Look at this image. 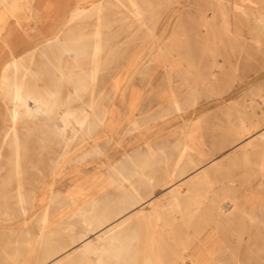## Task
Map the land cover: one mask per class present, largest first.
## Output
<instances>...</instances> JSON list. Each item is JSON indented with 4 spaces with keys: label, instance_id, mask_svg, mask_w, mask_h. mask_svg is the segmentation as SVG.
Listing matches in <instances>:
<instances>
[{
    "label": "rangeland",
    "instance_id": "374dc122",
    "mask_svg": "<svg viewBox=\"0 0 264 264\" xmlns=\"http://www.w3.org/2000/svg\"><path fill=\"white\" fill-rule=\"evenodd\" d=\"M9 1L17 7L14 14L0 19V44L6 37L11 54H7L5 48L1 50L0 70L13 56H22L46 41L56 24L65 23L81 8L90 10L99 0ZM146 1L153 7L145 12L144 25L118 3L104 10V50L102 67L96 78L95 100L97 112L106 114L109 119L106 125L92 129L93 139L82 138L80 134V140L74 141L64 159H60L61 145L57 144L60 136L54 126L59 122L63 105L75 111L89 101L88 95L76 100L72 84L79 72L80 77L91 74L88 54L92 49L97 16L87 12L62 28L60 38L63 42V37L71 38L70 30L83 33L80 45L87 53L83 58L88 62L78 69L64 54L60 59L68 78L59 81L57 72H47L48 78L44 77L52 92L60 91L61 107L49 117L37 116L18 128L21 140L18 160L20 158V171L28 190L26 215L16 206L14 198L17 193L15 145L8 140L0 151V264H38L36 257L41 250H36V239L40 214L52 195L62 200L61 204L57 202L60 215H64L58 216L57 227L61 232L57 236L66 239L68 234L79 233L81 229L77 224L80 216L75 213L76 208L90 212L93 203L117 204L119 194L112 182L117 169L131 175V181L147 197L143 204L127 209L128 212L143 209L158 224L165 218L164 213L159 218V210L170 208L172 189L183 190L184 206L188 205L189 196L203 198L207 195L204 203L201 201L207 206L227 194L221 192L223 182L217 187L211 182L209 185L200 182L192 187L190 181L202 174L199 169L210 170L219 162L220 171L209 172V179L224 180L231 168L225 163L240 149L223 141L226 127L229 124L238 126L242 113L247 123L251 118L264 119V100L260 97L264 94V34H259L258 38L251 20L253 14H264V0ZM0 12H9L1 0ZM78 43L75 37L66 41L74 48ZM47 46H42L33 58L34 71L40 72L38 67L48 61L52 50H57ZM9 75L12 81L14 74L10 71ZM210 77H215L214 83L207 84ZM7 92L8 89H0V145L9 124L6 121L10 107ZM176 100L180 103V111L175 107ZM192 143L198 144L203 155L189 153L194 156L195 165L187 174H181V168L175 169L176 159L184 144ZM172 171L175 177L171 187L162 180ZM136 172L152 178L153 184H142L144 178ZM233 173L238 177L234 194L239 203H261L245 191L259 187L257 178L253 175L242 178L243 169H235ZM242 180L246 182L241 184ZM249 180L252 183L247 182ZM82 184H86L87 190L79 194L78 200L62 199ZM188 189L192 191L187 192ZM175 216L180 220L178 214L169 218ZM116 219L111 218L90 233L87 241L100 239L104 231L118 223Z\"/></svg>",
    "mask_w": 264,
    "mask_h": 264
},
{
    "label": "bare ground",
    "instance_id": "6f19581e",
    "mask_svg": "<svg viewBox=\"0 0 264 264\" xmlns=\"http://www.w3.org/2000/svg\"><path fill=\"white\" fill-rule=\"evenodd\" d=\"M1 2L9 9V12H0V19L15 13L16 3L9 0H1ZM116 3L130 12L141 25L145 24V12L153 7L146 0H99L90 10L81 8L78 13L73 12L65 23L56 24L55 29L47 35L46 41L33 46L22 56H13L0 70V89H8L6 95L9 97L10 103L7 118L5 117L9 124L4 130L0 151L8 140L9 143L12 142L15 145L17 193L14 198L16 206L24 215L28 212L26 207L28 190L22 179L20 158L18 160L21 146L18 128L21 123L34 120L37 116L49 117L61 107V102L58 101L60 91L57 89L52 92L46 86L45 80L48 78L47 72L49 74L57 72L59 81L68 78L64 73L60 59L64 54L75 62L78 69L88 62L87 59H84L85 57L83 58V56H87V53L85 54V49L80 45L83 33L69 31L70 39L75 37L79 42L75 48L66 44V41L70 40L69 38L63 37L64 42L60 38L64 26L77 21L87 12L97 16L96 27L92 35V49L88 54L92 65L91 74L88 77L85 75L80 77V72L78 73V78H75L74 84H72V94L75 99L79 100L88 95L89 101L83 102V105L81 104L80 108L75 111H70L63 108L64 105L62 106L63 111L59 115V122L56 121L58 124L54 126V130L61 138L57 141L58 146L61 145L60 159L67 157L70 146L74 144L75 140H80V134H83L82 138L93 139L92 129L100 124L106 125L109 118L105 116L106 114L98 113L96 109V78L102 67L101 55L104 50L102 14L106 8ZM251 20L255 24V31L259 38V34H264V14H253ZM44 45H48L50 49L57 48V50H52L48 61L46 60V63L38 67L40 72L34 71L33 65H31L32 60ZM3 48L7 49V54L11 52L6 37L1 41L0 52ZM10 71L14 74L12 81L9 78ZM39 73L43 76H40ZM211 75L213 74L211 73ZM213 78L215 77L207 78V84L214 83L212 82ZM263 96L264 94H260L264 100ZM175 107L178 111L181 110L177 100ZM227 116L230 119V115ZM245 117L246 115L242 113L239 116V125L229 124L225 133L222 134L223 141L235 144V148H240L225 163L231 168L225 174L224 180L215 179L212 181L209 179V172L220 171L222 165L219 162L210 170L199 169V173L202 172V174L190 181L192 187L200 182L205 185H209L208 183L211 182L217 187L219 183L223 182L224 187L221 192L227 194L220 196L217 200H212L211 204L207 206L201 203V201L204 203L207 195L203 198L197 195L189 196V203L184 206L182 204L183 190L172 189L170 191V208L163 212L159 210V218L162 213L165 214V218L158 224L150 219L143 209L128 212L131 207L143 204L147 197L131 181V175L117 169L112 182L119 194V202L112 206L104 204V202L103 205L93 203L90 212L83 208L80 210L78 208V211L76 208L75 213L80 216L77 224L79 223L81 229L79 228V233L68 234V239L57 236L61 232L57 227L58 216L61 212L57 202L61 204L62 200L58 196L50 197L39 219L40 228L36 239V250L40 249L41 253L38 258L36 257L39 261L38 264H264V119L251 118L247 123ZM189 138L191 137L189 136ZM197 146V143H192L189 146L184 144L181 148L175 162V169L181 168V174H187L189 169L195 165L194 156L188 155L189 153L193 151L199 157L203 155V150ZM186 157L187 161L183 162ZM1 158L2 154L0 153ZM235 169H243L242 178L251 175L257 178L256 185L259 187L256 189L247 188L245 191H249L250 193L247 194L255 200H261V203L254 202L251 205L239 203L237 195L234 194L237 190L236 182H238V177L233 173ZM136 174L140 177L143 176L141 172H136ZM174 177L175 173L172 171L162 181L172 187ZM143 178L142 184H153L152 178L148 176H143ZM244 182L246 181L242 180L241 184ZM247 182L252 183L251 180ZM55 183V181L52 182V188ZM3 189L8 190L7 188ZM86 190V184L79 185L76 191L62 199L75 202L79 199V194ZM190 190L192 191V189H188L187 192ZM74 207L77 206L74 205ZM203 211L207 213L205 214ZM175 214L180 215V220L176 216L169 218ZM116 217H119L118 220ZM111 218H115L118 223L104 231L99 236L100 239L94 241L97 239L94 237V240L87 241L90 233L105 225ZM125 224L127 225L122 229L112 232L115 228ZM78 244L80 245L78 246Z\"/></svg>",
    "mask_w": 264,
    "mask_h": 264
}]
</instances>
